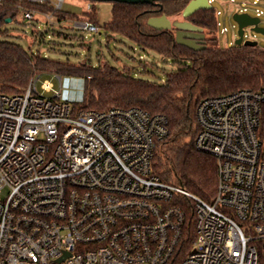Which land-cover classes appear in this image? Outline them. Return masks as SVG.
Wrapping results in <instances>:
<instances>
[{"label":"built area","instance_id":"built-area-1","mask_svg":"<svg viewBox=\"0 0 264 264\" xmlns=\"http://www.w3.org/2000/svg\"><path fill=\"white\" fill-rule=\"evenodd\" d=\"M40 78L0 93V264H264V89L197 107L195 148L218 167L208 202L155 172L165 116L79 109Z\"/></svg>","mask_w":264,"mask_h":264},{"label":"trees","instance_id":"trees-1","mask_svg":"<svg viewBox=\"0 0 264 264\" xmlns=\"http://www.w3.org/2000/svg\"><path fill=\"white\" fill-rule=\"evenodd\" d=\"M189 0H166L161 5H129L113 3L112 18L107 29L134 41L163 58L172 59L178 68L163 83L132 76L126 70L86 63L70 64L43 57L21 44L0 39V93H23L36 71H55L57 75L85 78L84 101L76 106L90 111L111 108H141L153 115L165 116L169 137L163 151L154 159L155 172L166 182L181 186L192 194L211 202L215 198L218 167L214 156L195 148L198 133L196 110L209 97L227 95L242 89H264V49L258 46H234L227 49L216 44L195 51L176 43L174 32L158 31L148 26L152 17L181 14ZM25 11L39 12L56 18L58 23L89 20L96 24V11L81 16L56 9L54 0H0V35H7V25L17 21ZM10 19V22L7 20ZM213 36L218 30L217 17L200 11L189 18ZM32 21H35V17ZM99 25V24H98ZM74 26H71L72 29ZM67 29V27H60ZM64 38H75L64 30L54 31ZM36 36H43L39 31ZM37 38V37H36ZM215 43L214 37H211ZM189 221L194 215L186 204Z\"/></svg>","mask_w":264,"mask_h":264},{"label":"rangeland","instance_id":"rangeland-1","mask_svg":"<svg viewBox=\"0 0 264 264\" xmlns=\"http://www.w3.org/2000/svg\"><path fill=\"white\" fill-rule=\"evenodd\" d=\"M212 0L211 6L217 14L218 30L211 37L216 40L210 42L212 46L227 49L235 46L238 38V25L233 16L236 13H247L251 17L260 19V27L264 28V0ZM59 4V0H54ZM62 9L66 13L81 16L84 12L96 11V21L100 26L99 33H89L78 28H71L72 21L58 23L56 18H46L35 15V21L24 19L21 15L14 23L7 25V35H0V39L21 44L25 49L39 52L43 57L70 64L86 63L89 67L98 68L103 65L126 70L136 78L165 82L167 76L178 68L172 59L163 58L157 52L143 49L134 41L119 34L110 32L107 24L112 18L113 3L93 2L90 0H63ZM258 11L263 14L258 16ZM172 22L183 21L182 13L168 17ZM60 27H67L61 29ZM226 29V30H224ZM76 35L74 38H64L54 31ZM39 31L43 36H36ZM206 33V32H205ZM244 40L258 42V47L264 49V35L245 29ZM41 75L37 83V90L43 93L42 83L49 80L54 90L60 91L61 101L73 106L81 105L84 101L85 78L68 75H57L55 71H36L35 76ZM33 76V78L35 77ZM32 78V79H33ZM60 78V79H59ZM46 97H53L54 93H43Z\"/></svg>","mask_w":264,"mask_h":264},{"label":"water","instance_id":"water-1","mask_svg":"<svg viewBox=\"0 0 264 264\" xmlns=\"http://www.w3.org/2000/svg\"><path fill=\"white\" fill-rule=\"evenodd\" d=\"M90 1L123 3L129 5L157 4L160 6L161 2L166 0H90ZM210 8L211 5L209 3V0H191L189 4L185 7L184 11L182 12V16L184 18H188L199 10L210 9ZM233 19L238 25V38L235 41V46H253V47L258 46L257 41H252V40L245 41L244 35H245V29L247 27H249L252 32L264 35V28L260 27V19L256 17H251L247 13H236L233 16ZM10 21H11L10 19L7 20V22ZM147 24L148 26L158 31H169L173 27H176L178 29L175 38L176 43L188 47L195 51H201L207 48V46L204 45L203 43L201 44L196 41V39L198 38L204 39V34H201L203 32V29L194 26L189 22L182 21V22L172 23V21L166 15H162L159 17L150 18ZM185 32H189V33H185ZM194 33H199V34H194ZM184 37H186L188 40L184 41L183 40ZM61 261L62 260H60L59 262Z\"/></svg>","mask_w":264,"mask_h":264},{"label":"flooded vegetation","instance_id":"flooded-vegetation-1","mask_svg":"<svg viewBox=\"0 0 264 264\" xmlns=\"http://www.w3.org/2000/svg\"><path fill=\"white\" fill-rule=\"evenodd\" d=\"M190 1H191V0H189V2H190ZM211 1H212V0H209L210 5H211ZM189 2H188V4H189ZM200 11H209L211 14L213 13V14L217 17V14L215 13V11H214V9L212 8V6H211L210 9H202V10L197 11L196 13H198V12H200ZM196 13H194V14H196ZM194 14H193V15H194ZM190 17H191V16H190ZM190 17H188V18H184V17H183V21L189 22V23H191L192 25L197 26L196 24H194L192 21L189 20ZM174 22H182V21H174ZM174 22H172V23H174ZM197 27H199V26H197ZM200 28H202V27H200ZM202 29H203V28H202ZM169 31H170V32H174V38H176V33H177L178 29H177L176 27H173V28H172L171 30H169ZM166 32H168V31H166ZM185 33H189V32H185ZM194 34H199V33H194ZM201 34H204V39H200V38L196 39V41H197L198 43H201V44L203 43L204 45L207 46L210 42H214V41H212L211 36L205 33V30H204V29H203V32H202ZM183 40L185 41V40H188V39H187L186 37H184ZM175 41H176V39H175ZM215 42H216V40H215Z\"/></svg>","mask_w":264,"mask_h":264},{"label":"crops","instance_id":"crops-1","mask_svg":"<svg viewBox=\"0 0 264 264\" xmlns=\"http://www.w3.org/2000/svg\"><path fill=\"white\" fill-rule=\"evenodd\" d=\"M55 3V2H54ZM37 14H40V15H42V16H44L43 14H41V13H39V12H36ZM36 13H35V15H36ZM45 17V16H44Z\"/></svg>","mask_w":264,"mask_h":264}]
</instances>
